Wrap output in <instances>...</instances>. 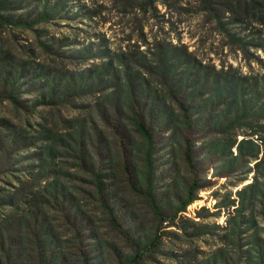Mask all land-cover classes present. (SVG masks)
Returning <instances> with one entry per match:
<instances>
[{
  "label": "rangeland",
  "instance_id": "374dc122",
  "mask_svg": "<svg viewBox=\"0 0 264 264\" xmlns=\"http://www.w3.org/2000/svg\"><path fill=\"white\" fill-rule=\"evenodd\" d=\"M144 247L264 264V0H0V264Z\"/></svg>",
  "mask_w": 264,
  "mask_h": 264
},
{
  "label": "trees",
  "instance_id": "16d2710c",
  "mask_svg": "<svg viewBox=\"0 0 264 264\" xmlns=\"http://www.w3.org/2000/svg\"><path fill=\"white\" fill-rule=\"evenodd\" d=\"M137 109L138 110L134 109V111H133L134 113H133L132 122H133L134 128L140 135H142V137L148 143H151L152 134H151V128L149 126L148 120L150 119V115H151L152 111H149L148 108L143 109V105H141V104L139 106H137ZM183 124L187 130L192 128V122L190 120V117L188 116V108L187 107H185ZM185 142H186V152H185L186 161L190 166H193L192 145H191L188 137L186 138ZM151 151H152V148L149 147L148 151H147V157H146L147 167H148L150 172L152 170ZM94 180H95V185L97 187L99 194H103V192H104L103 186L104 185H103V179H102V176L100 175V173H95ZM194 190L195 189H192V191L190 192L191 196L194 194ZM189 202H190L189 200L185 201L179 212L183 211L186 208V206L189 204ZM105 207H107L106 203H105ZM154 210L156 212V215L160 217L162 222H164L167 219L166 216L163 215V213L160 211V209H158L156 207V205H154ZM9 235L12 236L11 234H9ZM157 236L160 237L159 235H157ZM147 251H148V247H144L142 250L138 251L136 256L134 257L133 261L130 264H134L138 260L142 259V256L144 257L147 254Z\"/></svg>",
  "mask_w": 264,
  "mask_h": 264
}]
</instances>
